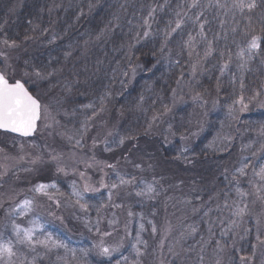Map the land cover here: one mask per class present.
<instances>
[{"label":"rangeland","instance_id":"obj_1","mask_svg":"<svg viewBox=\"0 0 264 264\" xmlns=\"http://www.w3.org/2000/svg\"><path fill=\"white\" fill-rule=\"evenodd\" d=\"M12 45L0 36V71L25 80L39 100V96L47 99L46 103L40 100L42 115L35 137L22 139L0 132V240L13 242L12 264H90L91 254L112 259L130 244L140 254L133 248L135 257L125 264H264V182L253 172L259 170L258 161L264 163V132L248 136L252 120L262 124L257 130L264 129V85L258 97L248 98L246 88L243 95L229 93L222 99L225 74L195 62L190 79L173 88L165 117L152 118L144 129L148 140L140 139L131 152L120 132L125 114L114 106L120 89L112 85L94 113L92 106L87 107L90 104L75 107L52 101L48 77L28 72L24 76L29 49ZM240 73L248 82V72ZM226 74L232 79L235 68L230 66ZM241 96L245 110L238 102ZM182 110L187 116L186 131L177 137L175 114ZM205 136L207 141L200 143ZM175 138L180 140V151L172 160H161L153 146L156 140L168 147ZM198 144L210 154L205 160L193 157ZM245 164L242 176L238 170ZM118 176L131 183L120 184ZM58 179L65 180L70 195L56 187L45 193L35 191L36 185ZM113 183L116 188H111ZM149 184L154 192L137 195ZM86 187L95 191H85ZM100 193H106L108 203L92 218L83 201ZM26 199L33 201L32 208L21 214L20 205ZM245 205L244 215L235 216L236 208ZM14 224L22 229L36 227L35 239L44 240L50 233L67 249L37 244L33 251L16 242ZM251 227L253 243H249ZM138 235L141 243H137ZM101 242L116 251L102 255ZM245 250L249 253L243 254ZM117 264H122L120 259Z\"/></svg>","mask_w":264,"mask_h":264},{"label":"trees","instance_id":"obj_2","mask_svg":"<svg viewBox=\"0 0 264 264\" xmlns=\"http://www.w3.org/2000/svg\"><path fill=\"white\" fill-rule=\"evenodd\" d=\"M220 2L231 4V0ZM190 3L191 0H0V36L10 42L24 44L23 48L29 49L23 67L29 74L39 71L40 76L48 77L46 82L52 101L69 102L75 107L90 104L94 113L108 98L112 85L115 90L120 89L114 106L125 114L120 132L126 144L131 145L126 147L133 152L136 151V142L148 140L144 129L151 124L152 118L165 117L173 88L190 79L191 66L197 61L212 71L217 70L218 75L221 73L219 67L226 62L229 68H235L236 74L232 79L226 74L227 70L223 73L222 99L229 93L236 97L243 95L246 88L248 98L258 97L257 93L260 95L263 88L264 39L261 48L243 69L248 72L246 83L240 78L241 61L236 54L247 46L253 35L264 38V0H256L257 7L252 12L245 10L241 15L237 11L234 16L232 12L226 14V9L215 7V0H212V6H208L209 0H200L202 7L193 9L188 8ZM151 9L155 11L150 18ZM201 11L203 16L193 23ZM176 12L182 15L187 12V16L183 17L181 29L172 33L165 43L169 22L172 21L171 26L175 27ZM146 19L150 28L144 23ZM205 20V38H202L199 24ZM145 31L150 33L147 37L144 36ZM189 35L194 38L190 45L186 43ZM209 42L214 50L205 56ZM29 89L38 96L35 89ZM57 95L62 98L56 99ZM39 97L47 102L44 96ZM175 116V124L178 125L174 132L179 137L186 131L187 116L183 110L176 112ZM251 125L249 138L264 132L257 130L262 124L252 120ZM215 128L212 126L213 130ZM207 138L203 137L200 143ZM179 141L175 138L167 147L156 140L157 144L153 146L160 159L167 162L180 151ZM192 154L196 161L210 156L200 148V144L194 147ZM259 162L255 165L258 168ZM53 181L60 192L70 195L71 190L65 180ZM85 199L83 203L88 204L92 218L98 216V208L108 203L106 193L87 195ZM252 229L248 235L249 243L255 239ZM134 252L130 244L122 254L112 259H99L91 254L87 261L90 264H117L120 259L125 264L135 257ZM247 253L248 250L243 252Z\"/></svg>","mask_w":264,"mask_h":264},{"label":"snow or ice","instance_id":"obj_3","mask_svg":"<svg viewBox=\"0 0 264 264\" xmlns=\"http://www.w3.org/2000/svg\"><path fill=\"white\" fill-rule=\"evenodd\" d=\"M212 6V0H209V5ZM202 5L200 4V0H191V3L188 5L189 9L193 8H201ZM215 7L217 8H223L226 9L227 12H232L233 16L235 15V12H239L241 15L245 13V10L248 12H252L256 7L257 3L256 0H231V4L228 3H221L220 0H215ZM155 9H151L149 11V17L151 18ZM203 12H199L196 14L195 19L193 20V23H196L200 20V17L203 16ZM177 19L175 20V27H172V21L169 22V31H166L165 33V43L167 42V39L171 36L172 33H175L178 29H181L182 25L184 24V16H187V12H184L183 15L181 12H176ZM189 19H192L189 17ZM145 25H147L150 28V25L148 23V20L146 19L144 21ZM207 21L205 20L204 23H200V33L199 35L202 38L204 37V26ZM223 21H221V26H223ZM235 31V29H233ZM150 33L148 31L144 32V36L147 37ZM193 37L189 35V39L186 43L189 45L193 41ZM261 36L253 35L251 39L247 42V46L245 48H240V50L237 52L236 56L237 59L241 61L239 64V68L242 70L246 68L247 62L253 58L254 55L258 52V50L261 48ZM7 44L8 42L5 41ZM15 42H13L14 46ZM214 49L212 48L211 42H209L208 45V51L205 52V56L211 55L212 51ZM3 55V54H0ZM224 53H221V56H223ZM7 57H5V60ZM231 59V56L229 55V60ZM229 67V63H224L221 66V74H223ZM195 70V65L193 66ZM28 73L25 72L24 76H27ZM37 76H40L41 73L39 71L36 72ZM26 81L23 79H13L9 76H7L4 72L0 71V129L10 131L13 133H17L20 136L28 137L31 136L37 129V121L41 119V104L39 100L34 97L27 87H25ZM240 87L243 90V80L241 79ZM259 95V93H257ZM242 105L241 110L247 109V104H244V98L243 96L240 97V100L238 101ZM264 106V105H262ZM87 107H91V105H88ZM264 131V129H262ZM79 143V141H77ZM120 143H123V139L120 141ZM248 167L247 164L244 165V167L240 168L238 171L243 176L246 175L245 168ZM62 170V169H61ZM254 175L259 178L260 181L264 182V163H262L259 166V170L257 171L255 168L253 169ZM119 183L120 184H128L131 183L130 180H126L123 177H119ZM104 186V185H102ZM49 187L55 188V183L52 184H38L35 187V191L45 193V190ZM117 185L113 183L111 185V188H116ZM154 188L152 185H147L144 192H138L137 195H142L146 193H152L154 192ZM85 191H95V189H90L88 187L85 188ZM262 191L261 188L257 189V192L260 193ZM242 196L246 195L245 193H240ZM74 195H77L80 198L82 197V194L74 192ZM111 196V193L109 194ZM264 199V196L261 197ZM79 202V201H78ZM33 201L31 200H24L22 204L20 205L21 214H24L31 210ZM82 208H85L86 205L82 204ZM247 205L244 207H237L234 215L237 217H242L246 211ZM131 215V213H129ZM35 224V222H33ZM259 223V222H258ZM141 228H143V225H141ZM39 230L42 232L43 227L39 226ZM13 231L16 236V242L21 245H27L32 250H35V246L37 244L43 246V247H63L67 249V245L64 244L62 241L59 240H53L51 237V234L49 233L44 240L35 239L37 228H24L22 229L19 225L14 224L13 225ZM155 231V229H153ZM106 235H108L106 233ZM259 239V236L257 237ZM142 241L139 239V235L137 236V243H141ZM100 248V252L102 255L110 256L113 251H116L115 248H109L103 246V243L101 242V245L98 246ZM133 248L136 250L137 255H139V249L136 248L135 245H133ZM87 253L85 252V255ZM16 256V252L14 251V245L11 240H8L7 242H4L3 240H0V262H3V264H12V258ZM126 259V258H125ZM217 264H219V261H217Z\"/></svg>","mask_w":264,"mask_h":264},{"label":"water","instance_id":"obj_4","mask_svg":"<svg viewBox=\"0 0 264 264\" xmlns=\"http://www.w3.org/2000/svg\"><path fill=\"white\" fill-rule=\"evenodd\" d=\"M26 87V86H25ZM31 93V92H30ZM32 94V93H31ZM33 95V94H32ZM40 102V101H39ZM41 104V103H40ZM39 122H40V120L39 121H37V129H36V131L31 135V136H28V137H23V136H20L19 134H17V133H13V132H10V131H6V130H2V129H0V131H2V132H6V133H10V134H13V135H15V136H19V137H22V138H32V137H34L35 136V134H36V132H37V130H38V125H39Z\"/></svg>","mask_w":264,"mask_h":264}]
</instances>
